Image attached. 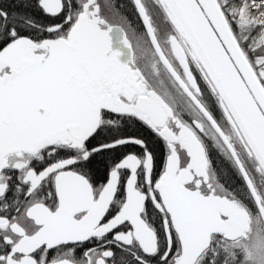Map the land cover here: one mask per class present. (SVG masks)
I'll use <instances>...</instances> for the list:
<instances>
[{"label": "snow or ice", "instance_id": "1", "mask_svg": "<svg viewBox=\"0 0 264 264\" xmlns=\"http://www.w3.org/2000/svg\"><path fill=\"white\" fill-rule=\"evenodd\" d=\"M0 264H264V0H0Z\"/></svg>", "mask_w": 264, "mask_h": 264}, {"label": "trees", "instance_id": "2", "mask_svg": "<svg viewBox=\"0 0 264 264\" xmlns=\"http://www.w3.org/2000/svg\"><path fill=\"white\" fill-rule=\"evenodd\" d=\"M223 180L226 183H233L235 181V177H233L230 173L227 172V170H225L223 174Z\"/></svg>", "mask_w": 264, "mask_h": 264}]
</instances>
